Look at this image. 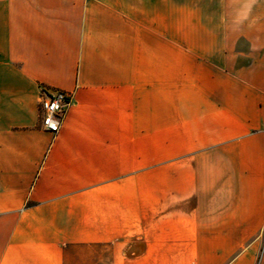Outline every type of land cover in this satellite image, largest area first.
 <instances>
[{
    "label": "crops",
    "instance_id": "1",
    "mask_svg": "<svg viewBox=\"0 0 264 264\" xmlns=\"http://www.w3.org/2000/svg\"><path fill=\"white\" fill-rule=\"evenodd\" d=\"M231 5L178 95L161 0H0V264H264V0ZM42 87L73 97L56 135ZM178 114L192 234L118 241Z\"/></svg>",
    "mask_w": 264,
    "mask_h": 264
},
{
    "label": "rangeland",
    "instance_id": "2",
    "mask_svg": "<svg viewBox=\"0 0 264 264\" xmlns=\"http://www.w3.org/2000/svg\"><path fill=\"white\" fill-rule=\"evenodd\" d=\"M232 0H161V45L178 47L177 80L178 95L184 93V74L190 61L185 49L195 53L199 59L209 46L217 42L216 31L222 29V17L232 15ZM225 2V4H224ZM174 132L162 128L159 149L146 151L144 229L136 224L127 238L118 241H183L192 231L183 218L188 205L183 181L185 156V134L183 115L176 118ZM132 226V225H131ZM260 240L264 241V233ZM196 242V241H194ZM195 243L193 259H195ZM194 262V260H193Z\"/></svg>",
    "mask_w": 264,
    "mask_h": 264
},
{
    "label": "built area",
    "instance_id": "3",
    "mask_svg": "<svg viewBox=\"0 0 264 264\" xmlns=\"http://www.w3.org/2000/svg\"><path fill=\"white\" fill-rule=\"evenodd\" d=\"M72 94L61 90L41 88L39 100L40 126L44 131L56 135L72 104Z\"/></svg>",
    "mask_w": 264,
    "mask_h": 264
}]
</instances>
